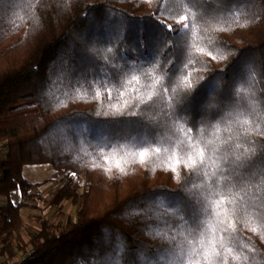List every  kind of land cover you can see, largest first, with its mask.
Returning a JSON list of instances; mask_svg holds the SVG:
<instances>
[{
	"label": "trees",
	"instance_id": "trees-1",
	"mask_svg": "<svg viewBox=\"0 0 264 264\" xmlns=\"http://www.w3.org/2000/svg\"><path fill=\"white\" fill-rule=\"evenodd\" d=\"M0 143L3 264H264V0H0Z\"/></svg>",
	"mask_w": 264,
	"mask_h": 264
},
{
	"label": "rangeland",
	"instance_id": "rangeland-1",
	"mask_svg": "<svg viewBox=\"0 0 264 264\" xmlns=\"http://www.w3.org/2000/svg\"><path fill=\"white\" fill-rule=\"evenodd\" d=\"M171 28V27H170ZM182 27H172V30H179ZM53 172V169L50 165L45 164V165H26L23 167L22 175L24 179L34 185V186H39L40 183H45L47 179L50 178L51 173ZM45 181V182H44ZM71 182V184H77L79 186L78 193H82L83 191V186H84V180L82 178L76 177L74 174H69V175H64L61 176L59 179L53 181L54 186L57 185L60 187L64 182ZM49 182H51L49 180ZM45 187H52L51 184H47ZM55 192V191H54ZM53 194V193H52ZM51 195L49 196H43L42 199L41 196H38L36 194V197L32 200L34 203H36L39 208L38 210H31L27 209L24 210V214L26 213L28 215L25 216V220L27 223H35L34 220H32L31 215H36V217H39L38 215L40 214V219L41 215L48 217L47 220L51 221L52 223H65L68 220L74 221L75 215L77 212V206L72 205L69 201H64L59 207L53 206L50 203ZM20 193L19 191H15L11 195V200L12 202H15L17 199H20ZM25 214V215H26ZM39 220V219H38ZM26 241V240H25ZM30 248H27V251ZM24 255V253H19L18 254V260L19 258Z\"/></svg>",
	"mask_w": 264,
	"mask_h": 264
},
{
	"label": "crops",
	"instance_id": "crops-1",
	"mask_svg": "<svg viewBox=\"0 0 264 264\" xmlns=\"http://www.w3.org/2000/svg\"><path fill=\"white\" fill-rule=\"evenodd\" d=\"M50 177H51V175H50ZM49 180H50V178L45 180L46 181V182L44 181L45 183H43V182L40 183L39 186H34V185L31 184L32 185L31 193L35 194V195L37 194L38 196H41V198L39 197V199H42L43 196H49L52 193H54V191L58 188V186L57 185L54 186L53 181L49 182ZM48 183L51 184L52 187H45ZM20 201H21V197H20V199H17L13 203L17 204ZM26 203H27V207L20 209V216H21L22 222H23V237H24L25 240H26L28 232H34V231L37 230V227H38L37 221H38V219H40L39 218L40 214L38 215L39 217H36V218H35L36 215H31L32 220H34L35 223H33V222L27 223L26 222L24 217L25 216L28 217V215L26 213H25L26 215L24 214V210H27V209L38 210V208H39V206L36 203H34L33 201H28ZM5 204H6V200L0 198V206H3ZM41 219H48V217L41 215ZM1 246L2 245L0 244V248H1ZM3 259H4L3 256L0 255V264H3Z\"/></svg>",
	"mask_w": 264,
	"mask_h": 264
},
{
	"label": "snow or ice",
	"instance_id": "snow-or-ice-1",
	"mask_svg": "<svg viewBox=\"0 0 264 264\" xmlns=\"http://www.w3.org/2000/svg\"><path fill=\"white\" fill-rule=\"evenodd\" d=\"M194 15V13H193ZM184 21H188L189 17L185 15L183 17ZM194 26V25H193ZM185 27H188V24L185 23ZM135 79V77H134ZM159 81H157L158 83ZM259 131V129H257ZM145 155V152L141 151L140 156L143 157ZM201 156H203V152L200 153ZM223 238H221L222 240ZM198 243L201 245L200 251L202 253L204 264H216L217 257L219 256V253L215 251L216 245L212 241H198ZM222 247V245H221ZM237 260L240 259V257H236ZM244 259H247L246 257ZM195 264H201L199 260L195 261ZM224 264H227V261H224Z\"/></svg>",
	"mask_w": 264,
	"mask_h": 264
},
{
	"label": "built area",
	"instance_id": "built-area-1",
	"mask_svg": "<svg viewBox=\"0 0 264 264\" xmlns=\"http://www.w3.org/2000/svg\"><path fill=\"white\" fill-rule=\"evenodd\" d=\"M7 152H8L7 147H5V146L3 145V143H0V159L4 158L5 155L7 154ZM31 254H32V251L29 252V253H27L26 255H22V256L19 258L18 263L23 262L28 256H31ZM18 263H17V264H18ZM9 264H15V263H9Z\"/></svg>",
	"mask_w": 264,
	"mask_h": 264
}]
</instances>
